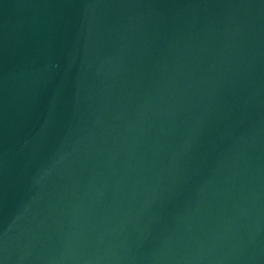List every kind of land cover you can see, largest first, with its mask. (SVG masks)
<instances>
[{
	"label": "water",
	"instance_id": "obj_1",
	"mask_svg": "<svg viewBox=\"0 0 264 264\" xmlns=\"http://www.w3.org/2000/svg\"><path fill=\"white\" fill-rule=\"evenodd\" d=\"M0 264H264V0H0Z\"/></svg>",
	"mask_w": 264,
	"mask_h": 264
}]
</instances>
